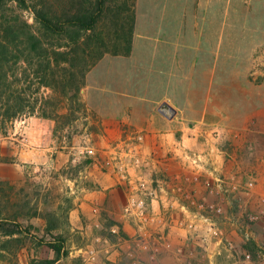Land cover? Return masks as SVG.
I'll return each mask as SVG.
<instances>
[{"label": "rangeland", "instance_id": "1", "mask_svg": "<svg viewBox=\"0 0 264 264\" xmlns=\"http://www.w3.org/2000/svg\"><path fill=\"white\" fill-rule=\"evenodd\" d=\"M10 8L9 14L34 23L31 10ZM177 38L179 48L209 51L176 52ZM134 47L129 57L106 56L88 74L77 119L58 134L55 121L31 116L14 122L8 136H0V188L13 193L16 204L27 202L42 213L58 211L68 253L59 264H82L92 249L96 256L89 264H264V235H253L250 221L255 188L246 187L255 178L251 116L264 106V0H138ZM159 47L167 52L160 54ZM164 103L176 110L171 118L160 111ZM160 116L175 118L176 141L165 151L147 148L149 134L143 130L163 127ZM113 120L121 133L100 131L99 126ZM187 132L200 138L220 135L230 160L220 175L225 182L233 176L235 183L219 187L217 171H208L210 152L186 145L182 136ZM194 153L207 163L193 165L186 155ZM163 155L179 166L171 181L168 170L167 180L159 177ZM101 172H111L119 181L115 206L93 179ZM183 172L190 175L185 182ZM194 184L206 188L203 198L188 188ZM161 185L176 194L165 193L166 203L187 205V215H180L187 221L184 240L173 245L172 229L163 227L157 229L154 245L137 235L129 252H122L118 244L127 233L121 223L137 228L158 224L152 203ZM91 190L98 198L89 196ZM133 197L146 202L152 222L142 224L125 214ZM219 202L225 204L221 213L212 208ZM10 207L0 201V210ZM203 216L216 221L221 232L204 246L191 240L189 228L191 220ZM34 222L39 229L20 252L18 264L54 258L47 245L38 246L46 221ZM138 241L145 247H138Z\"/></svg>", "mask_w": 264, "mask_h": 264}, {"label": "trees", "instance_id": "2", "mask_svg": "<svg viewBox=\"0 0 264 264\" xmlns=\"http://www.w3.org/2000/svg\"><path fill=\"white\" fill-rule=\"evenodd\" d=\"M137 1L0 0V136L31 116L55 121V135L75 122L88 74L108 55H132ZM13 6L31 10L34 23L9 14ZM3 200L11 207L0 210V264H18L40 218L46 227L38 246L47 245L54 258L29 263L59 264L68 255L58 211L16 204L13 193L0 188Z\"/></svg>", "mask_w": 264, "mask_h": 264}, {"label": "crops", "instance_id": "3", "mask_svg": "<svg viewBox=\"0 0 264 264\" xmlns=\"http://www.w3.org/2000/svg\"><path fill=\"white\" fill-rule=\"evenodd\" d=\"M161 36L158 37L159 44H161L162 38ZM171 48H173V41L171 42ZM178 38L176 40V52H205L209 50H201V49H194L191 45H185L184 48H179L178 45ZM224 45V42H223ZM158 47V46H157ZM135 48V47H134ZM135 51V49H134ZM133 51V53H134ZM160 54L166 53L167 51L162 49V47H159V50H157ZM162 61V58L160 59V62ZM170 62L173 63V57L170 56ZM219 84V81L218 83ZM208 114H203V118H205ZM160 122L164 123L163 127H158L154 130H149L147 128L143 129L146 130L149 134L146 140V147H159L162 148V151H165L166 148L174 147V143L176 141L175 136V130H173L174 125H172V122L175 120L173 119H167L164 116H160ZM100 127L101 132L105 133H121L120 125H117L116 121L113 120L112 122H105ZM140 130V129H139ZM188 131V130H187ZM250 132H251V159L250 163L254 164L255 169V180H256V187L254 190V196L255 200L251 204V208L254 211V214L258 217V220L253 227L252 234L261 236L264 235V106H262L260 109H258L252 116H251V124H250ZM209 134V133H208ZM182 141L189 145L191 148H195L198 150H207L211 154V158H209V168L208 171H210L212 174H215L214 172L217 171L216 174H218L216 178L217 179H225L224 177H221L222 174H225L227 171V165L230 163V160H228V157L226 155V152L221 147L222 138L219 136H207V138H200L195 136H189V132L185 133L182 136ZM172 150V149H170ZM213 152V153H211ZM164 154V153H163ZM166 155V154H165ZM165 155H163L162 159L158 161V168L159 173H163L161 176H159L162 180H167L166 175L164 172L168 170L169 173V179L167 181L173 180L172 176L174 177L175 174L179 172V166L178 163L174 162L173 158H166ZM170 162V163H169ZM210 169V170H209ZM181 170V168H180ZM182 171V170H181ZM221 174V175H220ZM183 176V182L186 180H189L190 175L186 173H182ZM179 178V176H176ZM254 178V177H253ZM95 183H98L101 187V193L105 197H108L109 203L113 204L112 206H115V199L113 198L116 195L117 189L115 186L119 183L116 176L112 175L111 172L108 173H99L94 176ZM228 179V178H227ZM157 181H160L157 179ZM188 186V185H187ZM188 188L190 191H194L195 195L200 196L203 198L204 192L206 188L200 184H194L189 185ZM165 187L163 185L160 186L159 189V196L153 200L152 208L154 216L158 219V224H151L144 227L139 226L137 228L136 226L128 223V221H125L121 223L122 231L127 234H125V239L122 241V243H119L120 248L124 251L122 252H129V250L133 247V240L132 238L139 235L143 236L150 245H154L156 243V234L158 233V228L163 227H169L172 229L171 237H172V243L175 245L176 243L184 240L186 229L184 226H186V215L188 213L187 205L182 202L171 200L169 203H166L164 199L166 198L165 193L171 194V196H176L175 193H173L170 189L169 191H165ZM205 189V190H204ZM92 191V190H91ZM105 191V192H104ZM206 193V192H205ZM98 194L92 193L89 194L93 199L96 198ZM98 198V196H97ZM217 205H223L222 202ZM208 206V205H207ZM171 214L172 217H166V214ZM164 214V215H163ZM185 214V216L182 218L180 215ZM115 220H117V216L114 215ZM177 230H180L177 232ZM132 242V243H131ZM146 251H142L143 256H147L148 254L145 253Z\"/></svg>", "mask_w": 264, "mask_h": 264}, {"label": "built area", "instance_id": "4", "mask_svg": "<svg viewBox=\"0 0 264 264\" xmlns=\"http://www.w3.org/2000/svg\"><path fill=\"white\" fill-rule=\"evenodd\" d=\"M186 157L193 163V165L198 167H200L199 165H202V163L207 162L206 157L201 154H187ZM229 180L230 182H225L226 180L217 179V181L220 183L219 187H221L223 184H233L231 181H234L235 178L232 176L229 178ZM255 186V178L249 179V181L246 183L247 189L254 190ZM141 187L144 188L145 184L142 183ZM133 189L135 190L136 187L133 186ZM212 208H216L217 212L219 213H221L223 210L222 205H214L212 206ZM125 214L136 217L142 224H147L154 220L153 215L150 214L149 206L146 204V202L143 199H137L135 197L130 200L128 206L125 208ZM257 220L258 217L255 214L250 216V221L253 225ZM189 228L192 234L191 240L198 245L204 246L206 244H209L212 240L220 238L221 232L218 230L216 221L208 216H203L199 220H191V222L189 223ZM162 238L163 237H160V239ZM219 242H221V240H219ZM137 246L140 248H144L145 244L142 241H138ZM95 256L96 251L93 249L90 250L87 255L82 258V264H89L91 260L95 258Z\"/></svg>", "mask_w": 264, "mask_h": 264}, {"label": "water", "instance_id": "5", "mask_svg": "<svg viewBox=\"0 0 264 264\" xmlns=\"http://www.w3.org/2000/svg\"><path fill=\"white\" fill-rule=\"evenodd\" d=\"M160 111L170 118L176 114V110L168 103H164L161 106Z\"/></svg>", "mask_w": 264, "mask_h": 264}]
</instances>
